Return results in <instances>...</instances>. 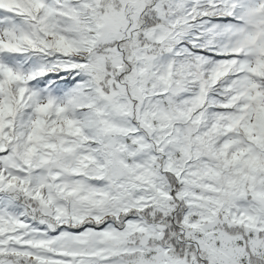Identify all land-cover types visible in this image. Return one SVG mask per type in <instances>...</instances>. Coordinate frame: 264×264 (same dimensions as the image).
I'll return each instance as SVG.
<instances>
[{
    "label": "snow or ice",
    "instance_id": "snow-or-ice-1",
    "mask_svg": "<svg viewBox=\"0 0 264 264\" xmlns=\"http://www.w3.org/2000/svg\"><path fill=\"white\" fill-rule=\"evenodd\" d=\"M0 264H264V0H0Z\"/></svg>",
    "mask_w": 264,
    "mask_h": 264
}]
</instances>
